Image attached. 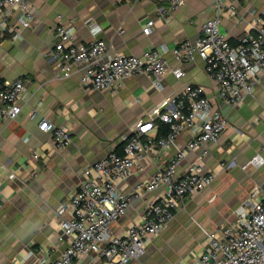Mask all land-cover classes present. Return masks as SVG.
I'll return each instance as SVG.
<instances>
[{
    "label": "crops",
    "instance_id": "obj_1",
    "mask_svg": "<svg viewBox=\"0 0 264 264\" xmlns=\"http://www.w3.org/2000/svg\"><path fill=\"white\" fill-rule=\"evenodd\" d=\"M30 1L36 15L34 25L17 41L9 33L0 34V80L23 79L30 95L16 120H0V264H35L39 254L51 260L59 257L69 241L60 237L56 211L79 187L84 169L112 150L122 153L124 136L135 127L150 121L158 123L167 99L185 81L203 85L206 96L230 121L204 159L206 170L214 172L216 179L188 197L169 227L155 235L146 253L129 264H196L207 232L234 223L250 208L252 187L264 184V163L248 164L257 154L264 158V78L239 107L218 97L217 82L208 75L206 63L199 56L185 65L182 79L172 73L162 77L163 90L156 89L152 77L145 74L127 79L115 94L86 89L80 71L59 77L52 56L57 42L54 25L58 15L65 21L75 19L76 40L87 43L93 38L88 23L95 21L103 27L100 37L112 51L140 55L166 48L164 57L175 67L179 61L173 48L181 41L195 42L200 37L203 23L216 14V0H186L173 12L167 0ZM232 6L235 16L229 11ZM222 7L221 31L231 43L262 26L264 0H222ZM160 9L168 11V19ZM153 18L156 22L152 31H145V24ZM39 101L43 102L40 117L70 128L72 142L67 147L56 149L52 135L42 130L37 120H30L29 113ZM191 138L186 131L178 144L183 147ZM176 152L174 147L148 155L122 189L128 191L149 178ZM198 154L190 152L177 173L183 174ZM160 192L137 199L114 223V233L124 234L129 225L140 221L147 204ZM29 251L35 255L27 259ZM104 262L105 258L94 252L74 260V264Z\"/></svg>",
    "mask_w": 264,
    "mask_h": 264
},
{
    "label": "built area",
    "instance_id": "obj_2",
    "mask_svg": "<svg viewBox=\"0 0 264 264\" xmlns=\"http://www.w3.org/2000/svg\"><path fill=\"white\" fill-rule=\"evenodd\" d=\"M167 1L171 12L186 3V0ZM215 8L216 14L203 23L195 42L184 40L173 48V55L179 61L175 67L164 57L166 48L150 49L140 55L112 51L100 37L103 27L95 21L88 23L93 38L87 43L77 42L75 19L65 21L58 15L54 25L57 42L52 56L59 77L67 78L80 71L81 83L86 89L115 94L127 79L145 74L152 77L156 89L163 90L162 77L172 73L182 79L186 75L185 65L199 56L206 63L208 75L217 82L218 97L239 107L264 78V19L255 32L247 31L238 42L231 43L221 31L222 0H216ZM229 11L236 15L234 6ZM160 12L168 19V11L160 9ZM35 21L30 0H0L2 36L9 33L17 41ZM155 22L154 18L148 20L144 30L152 31ZM29 99L23 79L0 80V120H16ZM42 103L39 101L32 108L30 120H37L39 127L52 135L56 149L67 147L72 142L70 128L59 126L46 116L40 117ZM159 120L168 125L165 134L159 135L156 122L142 123L124 136L122 153L112 150L84 169L79 187L56 211L60 237H68L69 246L54 260L39 254L35 264H74L75 259L92 252L105 258L101 264H129L143 256L148 242L169 227L176 210L188 197L215 181L216 175L206 170L204 159L210 154V147L219 142L230 121L206 96L205 87L183 82L181 89L167 99ZM186 131L192 138L182 147L178 141ZM174 147L177 152L165 167H160L134 188L122 189L134 174V168L142 167L148 155ZM193 151H199L198 157L179 175L178 168ZM263 163L264 158L257 154L248 164L261 166ZM157 190L161 192L147 204L140 221L129 225L124 234L114 233V223L132 204ZM249 201L250 208L241 212L234 223L207 232L205 247L196 264H264V184L252 187ZM2 206L0 203V208ZM34 255V251H29L26 258Z\"/></svg>",
    "mask_w": 264,
    "mask_h": 264
},
{
    "label": "trees",
    "instance_id": "obj_3",
    "mask_svg": "<svg viewBox=\"0 0 264 264\" xmlns=\"http://www.w3.org/2000/svg\"><path fill=\"white\" fill-rule=\"evenodd\" d=\"M159 122V135H163L168 131V125L164 124L163 122H161L160 120H158Z\"/></svg>",
    "mask_w": 264,
    "mask_h": 264
}]
</instances>
